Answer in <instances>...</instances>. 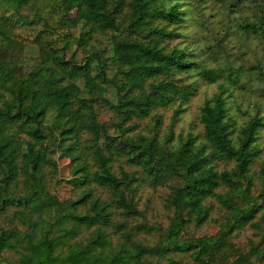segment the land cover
I'll return each mask as SVG.
<instances>
[{
    "label": "trees",
    "instance_id": "obj_1",
    "mask_svg": "<svg viewBox=\"0 0 264 264\" xmlns=\"http://www.w3.org/2000/svg\"><path fill=\"white\" fill-rule=\"evenodd\" d=\"M204 1L0 0V264H161L159 256L173 251H188L197 264L264 258V234L248 253L228 241L244 225L264 227V146L256 144L264 117L256 110L236 126L225 103L229 86L241 88L244 74L252 73L264 90V67L246 62L240 48L230 58L222 39L198 46L186 36L189 14L196 25ZM214 1L222 4L226 23H233H222V37L235 29L264 44V0ZM28 5L32 14L24 15ZM16 23L30 29L31 62L20 56ZM98 36L105 37L104 48ZM193 77L217 83L198 109L201 130L176 144L170 133L161 141L156 110L176 104L174 117L196 92ZM98 106L112 113L108 122L97 119ZM139 118L152 121L151 133L137 130L132 120ZM57 151L72 168L69 183L80 188L75 199L46 194ZM119 160L139 167L152 185L168 186V225L153 227L162 243L131 239L129 222L141 215L133 196L139 179L120 167L116 175L112 167ZM219 162L224 167L218 170ZM253 178L256 194L250 191ZM90 185L108 190L109 200ZM209 197L222 211L216 232L181 238L188 223L198 226L207 218L210 206L203 201ZM111 235L118 240L112 243Z\"/></svg>",
    "mask_w": 264,
    "mask_h": 264
},
{
    "label": "rangeland",
    "instance_id": "obj_2",
    "mask_svg": "<svg viewBox=\"0 0 264 264\" xmlns=\"http://www.w3.org/2000/svg\"><path fill=\"white\" fill-rule=\"evenodd\" d=\"M186 4H190L192 0H183ZM187 7V6H186ZM201 13L197 17L196 25L193 24L195 20V14H189L188 19L191 21L188 23L189 26L183 29L186 36L190 38H196L198 46H204L205 44L214 43L216 40L222 39L220 41V46L223 48L224 52L230 56V58H237L236 50L240 48L245 51V58L248 59L246 62L253 64L256 62H261L264 67V44L256 42V40L247 38L240 34L235 29L230 30V34L226 38L222 37L225 34L224 24H233L231 21H227L225 10L221 3L215 2L214 0H207L200 2ZM57 10V9H56ZM29 5L21 11L25 14H32ZM38 12V11H37ZM216 20L220 21L221 24H215ZM203 22V26H199L198 23ZM27 26L21 24L14 25V37L20 39L23 43V52L20 54L22 59L26 62H31L35 57V48L32 43V36L30 34V29ZM204 27V28H203ZM77 30L73 31L76 34ZM100 48H104L106 45L105 37L98 36ZM32 55L30 59L27 57ZM80 58V53L75 55ZM239 61H236L238 63ZM212 62L210 65H215ZM193 80L196 78L193 77ZM197 83V88L195 94L190 97V99L181 105L180 111L172 117L173 110L176 108V104L167 106L162 109L156 110L158 114L161 115V123L158 131V138H162L165 134H171V143L176 144L184 139L186 134L190 133L192 135L198 134L201 130L200 124L197 122V114L200 105L205 98L210 97L214 92L217 91V83L205 84L195 80ZM241 82V88H239L236 83L229 86L227 96H225V103L227 107L228 115L232 118L236 126L245 124V122L250 118V116L258 110L260 116L264 117V90L262 89V83L255 79L252 73L244 74L243 77L239 79ZM106 96L112 94L111 90H108ZM259 107H258V106ZM97 112V119L99 121L108 122L112 116V113L108 111L103 106H98L95 108ZM51 118L47 117V122ZM133 123L137 124L139 130L142 133H151L150 125L152 121L148 118H139L132 120ZM145 125L148 126L146 129H141ZM257 141L256 144L261 147L264 146V126L257 130ZM87 137L86 134L82 135L83 140ZM52 158L55 163V171L50 180L46 182L47 195L56 198L58 201H64L66 199H75L80 195V188H75L69 183V179L72 178V168L69 164L68 159L65 156H61L60 151H57ZM257 162L251 166L250 171L255 174L257 170ZM231 163L225 164L226 168H229ZM119 167L127 172L133 174L137 177V182L134 183V199L136 200V209L140 211L141 215L133 218L129 222V232L131 234L132 240L140 241L143 245L152 246L157 243H162L158 235V230L154 228L159 225L162 229H165L168 225V219L171 215L169 206L166 207L165 197L168 195V186L164 185H152L147 177L141 172L139 167L127 165L122 161L115 162L113 164L112 170L118 175ZM224 167L222 163H217L218 170ZM254 185L251 186L250 191L252 194L257 193L258 180L253 178ZM93 188V194L98 195L100 199L109 200V191L103 188L95 187ZM203 203L210 206L207 218L202 221L198 226L188 223L184 230L179 234L181 238H189L202 235H212L218 229V222L222 220V211L219 209L218 204L214 198H206ZM82 209H78V213H82ZM142 225L141 229H135V226ZM144 227H147L144 229ZM154 227V228H153ZM109 230V229H108ZM107 230V231H108ZM264 227L260 230L253 229L248 225H244L236 230H234L228 237V241L235 247L239 248L241 252L248 253L252 248L251 246L255 244L258 234H264ZM83 234V233H82ZM263 238V237H262ZM112 243L116 242L118 238L115 235L110 236ZM161 245V244H160ZM261 245H264V238L261 241ZM62 253L64 250L61 251ZM165 256L172 257L174 260L180 264H197L192 261L187 252L173 251L166 253L163 256H159L160 263L163 264ZM152 259H158L156 255L151 257ZM252 259V256L251 258ZM254 264H264V258H261L259 262Z\"/></svg>",
    "mask_w": 264,
    "mask_h": 264
}]
</instances>
